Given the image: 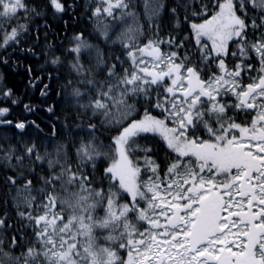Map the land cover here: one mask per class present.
Returning a JSON list of instances; mask_svg holds the SVG:
<instances>
[{"label":"snow or ice","instance_id":"1","mask_svg":"<svg viewBox=\"0 0 264 264\" xmlns=\"http://www.w3.org/2000/svg\"><path fill=\"white\" fill-rule=\"evenodd\" d=\"M71 7L65 0H45L42 8L0 0V49L23 52L35 17L55 19ZM129 7L130 0H96L91 15L98 22L135 20ZM165 8L152 5L151 16ZM181 8L190 27L183 39L162 38L159 24L146 43L139 27L118 35L131 67L119 55L108 64L98 49L96 68L85 67L82 51L94 46L83 33L73 35L67 51L76 78L63 87L80 118L89 116L88 131L43 155L35 142L23 143L20 155L15 145L4 150L6 160L15 156L21 165L33 156L48 164L42 187L25 179L16 189L23 194L17 215L27 221L22 228L32 226L35 241L25 245V232L14 233L4 251L11 225L7 214L0 218V253L11 264H264V0H182L169 11L177 16ZM110 27L97 24L105 37ZM51 63L62 58L53 55ZM105 69L106 78L97 80ZM0 97L19 102L11 88ZM9 113L0 107V125H13ZM97 118L112 133L108 144L98 138ZM14 127L23 131L26 124ZM157 138L160 146L151 143ZM18 176L7 182L16 185ZM16 248L22 251L12 255Z\"/></svg>","mask_w":264,"mask_h":264},{"label":"trees","instance_id":"2","mask_svg":"<svg viewBox=\"0 0 264 264\" xmlns=\"http://www.w3.org/2000/svg\"><path fill=\"white\" fill-rule=\"evenodd\" d=\"M65 2L72 7L62 16L54 19L49 13L43 19L34 18L35 22L29 26L30 31L21 40L23 52L13 51L12 47L7 49V53L4 49H0V90L11 88L13 97L19 98V102L14 105L11 100L5 102L0 97V107L10 108V113L6 118L13 121L12 126L0 125V218L7 214L8 223L11 225V230L7 232V238L4 241V251L11 249V236L14 233L25 232L23 240L25 245L35 241L32 226H28L26 229L22 228V225L26 224L27 221L22 220L17 215L16 203L22 199L23 194H18L16 189L22 187L25 179H32L33 188L39 189L42 187V181L39 178L48 175L47 159L37 161L33 156L31 159L25 158L21 165L17 163L15 156L11 160H6L3 155L4 150L9 144L15 145L17 149L15 155H20L23 153V143L35 142L39 152L43 155L45 151L54 152L55 145L58 143L70 142L73 139V133L83 135L88 131L87 120L89 116L80 118L77 114V106L71 100L70 89L63 87L67 79L76 78L74 73L69 76V61L74 58V54H69L67 51L73 43V35L83 33L88 43L94 46L90 53L82 51L81 61L85 67L92 66L95 69L97 49L108 64L116 62L115 56L119 55L126 61L124 66L131 67L117 38L129 26L139 27L143 30L139 36V40L143 43H146L149 38H156L157 24L160 25L159 35L164 39H167L169 35L183 39L190 33L188 21L184 19L183 9H180L177 16H173L169 11L172 7L180 5L182 0H130V7L125 11L134 12L135 20L128 16H125L123 20H113L106 17L100 22L91 15V8L95 6L96 0H65ZM26 3L29 7L42 8L45 0H26ZM158 3L166 5V8L160 11L159 18L151 16L152 12H148L152 5ZM116 14L119 15V11ZM19 15L20 22H23V10H20ZM98 23H106L111 26L108 37L103 36L98 30ZM150 24L151 28L149 27ZM193 46L194 41L188 45V47ZM29 47L34 49V54L27 51ZM232 47L235 48V45ZM163 49L165 52L170 50L167 44L163 45ZM179 51L181 55L184 54L183 49ZM6 54L8 63L5 65L3 57ZM53 55L60 56L62 63L53 65L51 63ZM196 58L198 57H194V59ZM228 62L229 65L234 63L231 59V52H229ZM29 66L32 69L31 76L27 71ZM100 67L103 68V64ZM215 67L216 65L212 64L210 69L214 70ZM119 71L122 73L123 68H120ZM207 74L209 73H205V75ZM50 76L51 78H49ZM58 76L59 79H57ZM106 76L107 71L105 69L95 78L104 80ZM30 80L32 83L29 82ZM245 80L247 81V77ZM45 85H49V88L45 89ZM42 90L46 91L47 95H41ZM26 104L31 106L30 111L25 109ZM50 107L53 112L48 111ZM240 119L245 118L241 116ZM248 119L250 120V118ZM17 121L25 122L26 128L23 131L14 127ZM94 122L98 125L99 140L108 144L112 133L100 127V118ZM54 129L57 133L55 136L53 135ZM158 139L152 140L151 143L154 146H160L157 144ZM140 143L143 144L144 141H140ZM157 155L163 156L162 147ZM141 163H143L142 160ZM73 167H75V163H73ZM21 168L24 171L23 178L18 176V171ZM13 175L18 176L16 185L7 182V177ZM146 175L147 173H145V177ZM33 195H37V193L34 191ZM42 199L43 197L38 196L37 203ZM21 207H24L22 203ZM2 235L4 234L0 233V236ZM100 240L103 242V236H100ZM21 251L22 249L16 248L12 255H18ZM0 261H3V264H11V261L4 257L3 253H0Z\"/></svg>","mask_w":264,"mask_h":264},{"label":"rangeland","instance_id":"3","mask_svg":"<svg viewBox=\"0 0 264 264\" xmlns=\"http://www.w3.org/2000/svg\"><path fill=\"white\" fill-rule=\"evenodd\" d=\"M148 12H150V13L152 12V7H150V8L148 9Z\"/></svg>","mask_w":264,"mask_h":264}]
</instances>
